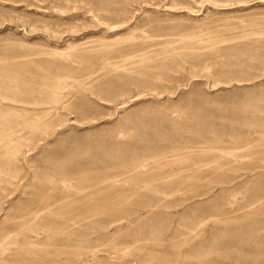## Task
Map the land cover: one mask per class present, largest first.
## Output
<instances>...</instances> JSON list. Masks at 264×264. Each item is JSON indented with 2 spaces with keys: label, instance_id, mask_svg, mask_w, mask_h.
Wrapping results in <instances>:
<instances>
[{
  "label": "rangeland",
  "instance_id": "obj_1",
  "mask_svg": "<svg viewBox=\"0 0 264 264\" xmlns=\"http://www.w3.org/2000/svg\"><path fill=\"white\" fill-rule=\"evenodd\" d=\"M0 264H264V0H0Z\"/></svg>",
  "mask_w": 264,
  "mask_h": 264
}]
</instances>
